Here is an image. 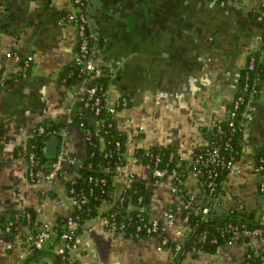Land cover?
<instances>
[{
	"label": "crops",
	"instance_id": "obj_1",
	"mask_svg": "<svg viewBox=\"0 0 264 264\" xmlns=\"http://www.w3.org/2000/svg\"><path fill=\"white\" fill-rule=\"evenodd\" d=\"M75 8L73 0H0V211L33 207L42 225L54 228L59 215L75 209L67 182L79 176L71 159L63 174L54 179L38 169V179L28 176V164L17 153L26 145L33 128L53 119L62 128L61 146L82 158L85 131L72 125L71 110L78 101V85L60 81L61 70L77 50L78 27L65 19ZM264 0H233L225 6L209 0H93L91 25L98 35L97 62L109 71L107 103L115 107L123 95L129 103L117 112L121 130L128 134L126 163L112 176L113 200L104 199L98 215L87 219L69 251L77 264H174L171 248L156 238H127L105 223V213L130 179H147L152 188L149 214L162 223L163 231L182 243L190 227L181 213L185 204L176 189L175 174L151 179L152 166L135 155L138 147L172 146L191 162L195 150L208 140L203 126L212 127L227 115L238 89L241 70L251 54L259 58L260 94L249 107L244 127L245 142L235 165L224 181V192L215 208L224 211L244 204L264 212L255 171L256 152L264 142V29L257 19ZM33 56L31 72L13 79L19 60L8 52ZM181 188L195 203L207 195L196 171L182 179ZM174 208L172 219L166 212ZM41 226V225H40ZM35 228L21 223L14 233L0 228V264H58L53 254L64 247L56 239L35 260ZM254 244L264 248V240ZM245 243L226 244L216 253L187 255L184 264H241ZM33 256V257H32ZM73 264V263H72Z\"/></svg>",
	"mask_w": 264,
	"mask_h": 264
},
{
	"label": "trees",
	"instance_id": "obj_2",
	"mask_svg": "<svg viewBox=\"0 0 264 264\" xmlns=\"http://www.w3.org/2000/svg\"><path fill=\"white\" fill-rule=\"evenodd\" d=\"M32 65L33 62L25 70V76L31 72ZM81 68V64L75 60L71 61L61 70L60 81L71 87L80 84L87 76ZM258 71L259 63H256L254 68H249L247 64L241 70L235 98L239 95L242 98L237 107H235L233 99L227 115L219 118L220 120L216 119L212 127L203 126L202 130L208 142L195 150L191 162L183 158L172 146L151 145L138 147L135 150L139 161L151 164L153 169L165 170L162 176L156 175L152 171L151 179L153 181L161 180L163 176L169 174H175L176 188L185 199L181 213L187 217L190 227L181 250H177L179 243L164 233L161 222H158L157 229L152 230L154 221L148 208L153 190L148 185L147 179H139L136 175L132 176L130 185L125 188L120 198L114 200L110 209L105 213V217L109 218L108 228L114 224L116 231L123 232L127 238L133 241L147 237L156 238L163 247L172 249L175 255L174 264H184L183 261L189 253L193 258L200 253H216L231 242L245 243L246 245L245 259L241 264H264V248L256 247L251 235L252 231L260 228L261 234L258 237L264 238V224L261 223L256 209L241 204L229 210L220 211L211 208L208 212H204L201 208L205 204L195 203L191 196L181 188L182 179L187 176L190 170H194L199 175L203 192L213 197L208 200V205H213L219 195L224 192L223 185L230 168L220 163L215 164L208 161L205 164L195 162V160L199 156L207 157L208 151L216 146L219 147L220 154L226 159L236 161L239 158L245 142L244 127L249 107L260 94ZM0 72H2L1 69ZM23 76V71H18L13 79ZM109 78V71L105 67L99 76L89 81V87L97 86L94 98L89 100L88 93L82 95V98L78 99L72 109V119L65 126L68 129L72 125H77L85 131V152L81 158L79 176L75 180L67 182L69 194L75 196L80 202L71 214L59 215L57 225L54 227L57 233L56 240L59 242L61 235L67 232L64 225L67 224L68 217L70 215L73 217L76 227L73 233L69 232L71 233L69 240L71 247L82 232L87 219L98 215L102 201L104 199L113 200L112 176L127 160L128 134L119 128L115 113L106 104ZM245 85H247L246 88ZM97 97H99V102L95 103L94 99ZM86 102L89 104L86 105ZM118 107H122V104H119ZM97 108H99L98 111ZM232 110L235 112L234 116H231L230 111ZM231 121L233 124H230ZM41 125L44 126L43 132L39 130ZM61 131L62 128L53 119H44L33 128L26 145L17 149V153L27 161L28 171L32 169L36 171L40 167L47 171L51 169L56 154L48 155L45 152V146L49 137L53 135L58 136L61 140ZM262 157H264V142L256 152V164L263 165L264 173ZM210 169L217 172L212 178L209 177ZM59 175H62L61 171ZM28 176L32 181L38 179L37 175L31 177L28 173ZM83 198H87V200L84 201ZM190 201L191 203L188 205ZM129 204H133L134 207L127 209ZM21 223L29 224L35 228L36 233L42 225L38 221L37 212L33 207H26L23 211L9 207V209L0 211V228L3 231L10 227V232L14 233ZM32 247L35 260L45 256L43 250L34 245ZM53 256L58 264H77V262L69 261L68 248H65L59 255L53 254Z\"/></svg>",
	"mask_w": 264,
	"mask_h": 264
},
{
	"label": "built area",
	"instance_id": "obj_3",
	"mask_svg": "<svg viewBox=\"0 0 264 264\" xmlns=\"http://www.w3.org/2000/svg\"><path fill=\"white\" fill-rule=\"evenodd\" d=\"M92 1L93 0H73L75 8L67 11V13L64 16L67 21L75 24L78 27L79 40H78V45H77L75 57L73 60H75L76 62H78L79 64L82 65L81 70H82V72H85L87 75L85 77V79L78 85L77 98L81 99L82 95H84L85 93H88V99L89 100L94 98V94L97 91V86L89 87L88 83L90 80L99 76L104 69V67H102L97 62L98 35H97L96 31L92 28V25H91L90 4ZM209 1L212 4H218L221 6H225V5H228L229 3H231L233 0H209ZM257 19L262 23V26L264 29V12L263 11L258 12ZM1 31H2V26L0 23V33H1ZM263 44H264V36H263ZM12 54H13V56H15L19 60L18 71H23L24 76H25L26 75L25 70L31 65V62L33 61V56L31 54L21 55V53H19L17 51L8 52L9 56ZM256 63H259V58L256 54L253 53V54H251L249 61L247 63L248 67L254 68L256 66ZM2 67H3V63L0 62V69H2ZM246 87H247V85H245V88ZM241 98H242V96H240V95L236 98L235 97L233 98L235 101V107H237ZM94 101H95V103H98L99 97L94 99ZM128 101H129L128 95H123L120 98V100L117 102V105L115 107H110L107 103V98H106L107 106L112 109V111L115 113L116 117H117V112H118L119 108H121V107H118L119 104H122V107H123V106L128 104ZM88 104H89V102H86V105H88ZM70 110H71L70 114L72 116V109H70ZM98 110H99V108H97V111ZM230 113H231V116H234V114H235V112L233 110L230 111ZM219 118H221V117H219ZM219 118H217V119L220 120ZM230 124H233V121H231ZM39 130L41 132H43L44 126H42V125L39 126ZM68 159L69 160L71 159L72 161H74V163L78 166V169H79L81 158H78L77 156L71 155L69 152H67L65 147L61 146V142H60V145H59L58 150L56 152V159L53 162L51 169L49 171H47L48 178L54 179L57 175H59L60 171L63 174V165H64V162ZM261 159L264 160V157H262ZM196 161L201 162V163H205V164L208 161L213 162L215 164L220 163V164H222V165H224L230 169L235 165V162H236L233 159H226L224 156H222L219 152L218 146H216L212 150L208 151L207 157L199 156L195 160V162ZM262 168H263V165L261 163L259 165L255 164V171L257 172V175L259 177L258 178L259 192L264 195V173L262 171L263 170ZM152 171H154V174L161 175V176L165 172V170H163V169H159V168L153 169V167H152ZM28 173L30 174L31 177H34V175L38 174V170L34 171L32 169V170H29ZM216 174H217V172H214L212 169H210V174H209L210 178H212ZM103 180H105V179H103ZM131 181H132V177L130 179V183H131ZM175 187H176V185H175ZM73 197L75 199V206H76L79 204L80 200L77 199L75 196H73ZM207 198H208V200L213 199V197L209 196V195H207ZM82 200L85 201V200H87V198H83ZM208 200L206 202L202 203V204H205L201 208L204 212H208L211 208L216 209L215 208L216 201L213 203V205L210 206L207 203ZM190 203H191V201L188 203V205ZM133 207H134L133 204H129L127 206V209H131ZM174 213H175L174 209L170 208L166 212L167 218L172 219L174 216ZM259 216L261 218V223L264 224V212L262 213V215H259ZM185 218L187 219V217H185ZM153 221H154V227L152 230H155V229H157L158 222H160V221H157V219H153ZM108 222H109V218L105 217V223L108 224ZM75 227H76V224L74 222V219L70 215L68 217L67 224L64 225V228H66L67 232H64L61 235V238L59 240V243H61L63 245L64 250H65V248H68L70 251L73 248V247H71L69 240L71 238V233H73V230L75 229ZM110 228L112 230L116 231L114 224ZM10 229L11 228L8 227L7 231H10ZM69 232H71V233H69ZM260 234H261L260 228L255 229L254 231L251 232V235L253 236V242L256 239H263L264 240V238L258 237V235H260ZM236 236H238V234H236ZM54 239H57V233H56L55 229L49 228L46 225H41L39 227L38 232L35 234V240H34L33 245L36 248L42 250L51 240H54ZM182 243H179L177 245L178 251L181 250ZM232 243H236V242H231L229 244H232Z\"/></svg>",
	"mask_w": 264,
	"mask_h": 264
},
{
	"label": "water",
	"instance_id": "obj_4",
	"mask_svg": "<svg viewBox=\"0 0 264 264\" xmlns=\"http://www.w3.org/2000/svg\"><path fill=\"white\" fill-rule=\"evenodd\" d=\"M60 142V138L56 135L49 137L45 146V152L50 156L55 155L60 145Z\"/></svg>",
	"mask_w": 264,
	"mask_h": 264
}]
</instances>
